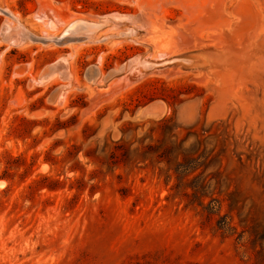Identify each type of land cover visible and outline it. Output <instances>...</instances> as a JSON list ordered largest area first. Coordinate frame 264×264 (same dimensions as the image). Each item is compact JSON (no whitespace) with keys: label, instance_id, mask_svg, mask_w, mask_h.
Returning a JSON list of instances; mask_svg holds the SVG:
<instances>
[{"label":"rangeland","instance_id":"obj_1","mask_svg":"<svg viewBox=\"0 0 264 264\" xmlns=\"http://www.w3.org/2000/svg\"><path fill=\"white\" fill-rule=\"evenodd\" d=\"M0 264H264V0H0Z\"/></svg>","mask_w":264,"mask_h":264},{"label":"water","instance_id":"obj_2","mask_svg":"<svg viewBox=\"0 0 264 264\" xmlns=\"http://www.w3.org/2000/svg\"><path fill=\"white\" fill-rule=\"evenodd\" d=\"M1 12L5 15H8V13L3 10H1ZM75 22L76 24L75 25L70 24L60 37H51V38L38 37L33 33H31L27 28H25L20 23H17L18 25L14 28L8 27V32L5 31L7 28V24H6L2 36L6 42L7 40L9 41L11 38H13L16 40H21L25 43L34 42V43H43L46 45L50 43L56 45H66V44L81 42L83 40H88L90 37L89 35L93 31L102 27V24H96L93 22H89L87 20H76Z\"/></svg>","mask_w":264,"mask_h":264},{"label":"bare ground","instance_id":"obj_3","mask_svg":"<svg viewBox=\"0 0 264 264\" xmlns=\"http://www.w3.org/2000/svg\"><path fill=\"white\" fill-rule=\"evenodd\" d=\"M5 12H7L8 13V17L9 18H13V20H16L15 19V17L11 14V13H9L8 11H5ZM17 21V20H16ZM70 24H76V22L74 21V22H71ZM9 25V26H8ZM18 25V24H17ZM12 25H10L9 23L7 24V28H6V32H8V27L9 28H14V26L13 27H11ZM16 27V26H15ZM6 42V41H5ZM7 42H8V48H10L11 46H16V47H19V46H23L24 44H27V43H25V42H23V41H21V40H16V39H13V38H11L9 41L7 40ZM79 46V45H78Z\"/></svg>","mask_w":264,"mask_h":264}]
</instances>
